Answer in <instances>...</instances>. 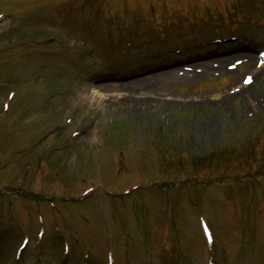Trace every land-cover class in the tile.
I'll list each match as a JSON object with an SVG mask.
<instances>
[{"label":"rangeland","instance_id":"1","mask_svg":"<svg viewBox=\"0 0 264 264\" xmlns=\"http://www.w3.org/2000/svg\"><path fill=\"white\" fill-rule=\"evenodd\" d=\"M2 22L0 264H264V0Z\"/></svg>","mask_w":264,"mask_h":264},{"label":"bare ground","instance_id":"2","mask_svg":"<svg viewBox=\"0 0 264 264\" xmlns=\"http://www.w3.org/2000/svg\"><path fill=\"white\" fill-rule=\"evenodd\" d=\"M7 26V23L6 22H2L1 23V25H0V27L1 26ZM251 56V55H250ZM252 84V83H251ZM123 86H125L127 89H129L130 88V85L129 84H127V85H123ZM85 90H84V101L86 100V99H89V100H91L92 102H95L96 101V99H97V97L95 96V94L94 93H90V91H89V86H86L85 88H84ZM122 99L123 100H125L126 101V103L127 104H129V99H131V97L129 96V95H122ZM118 100V99H117ZM83 101V100H82ZM119 101V100H118ZM105 103H107V102H105Z\"/></svg>","mask_w":264,"mask_h":264}]
</instances>
